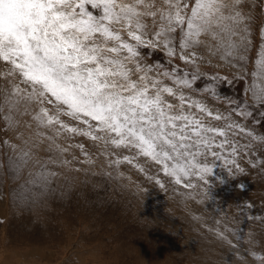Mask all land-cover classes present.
<instances>
[{"label": "snow or ice", "instance_id": "1", "mask_svg": "<svg viewBox=\"0 0 264 264\" xmlns=\"http://www.w3.org/2000/svg\"><path fill=\"white\" fill-rule=\"evenodd\" d=\"M214 60L245 82L239 98L219 91L227 76L201 85L200 65ZM249 122L264 124V0H0V169L27 192L95 165L73 143L84 137L115 178L128 164L195 201L264 172V133Z\"/></svg>", "mask_w": 264, "mask_h": 264}, {"label": "rangeland", "instance_id": "2", "mask_svg": "<svg viewBox=\"0 0 264 264\" xmlns=\"http://www.w3.org/2000/svg\"><path fill=\"white\" fill-rule=\"evenodd\" d=\"M259 23H260V21L256 22L257 25H259ZM257 36H258V34H254V45H256V47L254 46L252 49L254 52L251 51V53H250L252 62H250L247 65L249 71L254 69V60L256 58L257 51H258L257 48L259 47V43H261L259 36L258 37ZM255 38H257V40H255ZM255 48H256V50H255ZM252 53H253V55H252ZM153 59H163V56L161 54L157 53L153 56ZM217 63H220L219 67L215 66ZM218 68L220 70H218ZM200 70H201V72L207 74L202 79V81L200 82L201 85L208 82V76L213 75V74H219L221 76H227L229 81H231V83L217 82L219 91L222 94L229 96V97H237V98H239L242 95L246 84L243 81L234 79L235 74H236L235 69H232V68L230 69V67L225 66L224 64H222V62H219V61L217 62L214 60L212 64L202 63L200 65ZM249 123H250V126L255 128V131L257 133H264V124H262V125H251V122H249ZM143 161H144L143 158H141V160L139 162L143 163ZM103 162H101V164L99 163L98 165H96L98 163V161H97V163L93 166L96 167V169H97V167H99V165H100L99 168L102 169L103 171H106V170L107 171H109V170L113 171L112 169H107L105 160ZM127 165L128 164H121L118 171L121 172V169L123 168L124 171H128V169H130L131 172H137V170L135 168H133L131 165H128L129 167ZM148 165L155 167V165L146 164L145 165L146 170L150 169L148 167ZM85 167L90 169V166H85ZM156 168L157 167L154 168L155 170H153V169H150V170L151 171L153 170V173H154V171H156ZM1 170H3V169H0V171ZM3 171L6 172L8 179L14 178V176L10 172H7L5 170H3ZM253 172H256V171H253ZM78 174L79 173H75V172L66 173L67 179H65L64 177H61L58 181H56V183L53 185V187L50 191H46L43 194L36 193L35 190H33L32 192H27L26 188L22 187V186H24V183H25L24 179H22V178H14L17 181L19 179V182H17L18 184L15 185V187L10 188L11 185H8L9 195H10L9 196V204H10L11 208H10V210L9 209H7V210L9 212L14 213V215L10 216V218L16 220L18 217V215H16V212H18V211H21V213L23 211H28L27 214H29V216L31 217V219L27 220L26 224H23L24 226L22 224H19V225L14 227V230L18 231L17 232L18 236L16 233H15L16 235L15 234L10 235L11 237H9L10 238L9 242H11V243H9V242L7 243V244H9L8 247H7V245L2 244V245H4L5 248L7 247L9 250L11 249V251H12V248L14 249L13 250L14 252L13 251L9 252V254H10L9 260H10L11 264L12 263L13 264L14 263L15 264H32V263H35V264H61L62 261L60 262V260L62 258H65V261H63L64 262L63 264H82V263H87V264H108L109 263V264H112L111 262H113V261H117V262H113V264H115V263L117 264L123 259H125V260L127 259L125 264H134L138 260V258L134 259L135 255L133 254L132 249L134 246H136L138 244L136 242L138 240H141V239H138V240L136 239L137 238L136 236L138 234H134V232L140 233L141 230L145 229V231L146 232L148 231L147 233H149L148 237L151 238V242L152 243L154 242L155 238L152 237V233L157 228L154 227L155 225H154V223L152 224L151 221H149V220L146 221V219L144 220V217H146V215L141 210L142 207L144 206V204H146V210L149 209L147 202L150 201L151 198H149V197L147 198L143 195V192L145 190L144 191L139 190L136 192L137 188L134 189V188H132V186L128 187V190L126 191V193H127L126 197L131 196V198H130L131 201L127 200L126 202L123 203L122 200L116 202L114 199L110 200V198H109V204H110V206L112 205L110 207L109 205L106 206L101 201V199H103L105 197L104 196V194L106 193L105 190L100 191V189L99 190L96 189V191H95L93 188H88L91 185H100L101 184V183H99L100 176H97L95 174H90V172L87 173L84 171L80 172L79 175ZM123 174H124L123 179L120 178L119 180L116 181V183L119 184L120 180L123 183H125V182L129 183L128 179H127V177H129L128 174H127V176H126L125 172H123ZM139 174H140V172H139ZM257 174L259 175V177L257 176ZM99 175H102V172H100ZM103 176H107V175L103 174ZM254 176H256L257 183H259L261 186H264V172H261V171L258 172V170H257V173H255ZM261 176H262V178H261ZM115 177H116V171H113L112 177H108V178H111L113 180ZM142 177L147 182V184H146L147 187H146V185L143 186L147 190L146 193H148V192H155L156 193V195H153V197H154L153 198V210L154 211L150 212V214L152 215L151 216L152 219H154L153 216L160 218L159 223L157 225L159 227H161V229H164V227H167V226H169V228H172L173 227L172 226L173 224L171 223L172 220L169 218L174 217L176 219V221L180 220V218H178L177 216H170V215H172V209H176L178 207V209L180 208L182 211H184V214L186 215V219L184 218L182 220L183 222H181V223L186 224V233H187L186 234L187 237H186L184 234H183V236L176 234L177 232H175L173 229H172V232L165 230V232H167V234L164 235V237H163L164 246L162 245L164 250H160V251H158V253H155L158 258L153 257L152 255L154 252H156V250H153L152 245L150 246L151 248L148 245H145V251H141V253H140V258L142 259V257H143L144 264H149V263L150 264H170L171 262L181 263L180 259L171 255V253L175 254V249L180 248V247L184 251L187 259L189 257L188 262L194 260L195 264H205V263L206 264H231V260L229 259L228 256L230 255L229 253H230L232 247H233V250L235 251V252L233 251V253H234L233 255H235V257L238 253L240 254L239 250H241V249L246 250L244 252H246V253L248 252L250 254L252 252V250H254V248H256L258 250V248L262 247L254 239L250 240V238L246 236V235H248L247 234L248 230L246 231V229H244V228H246V226H247V229L250 230L252 228V226L255 225L254 223H251L249 218L242 220V222H241L242 226H240V224H239V226L235 224V225H233L234 226V228H233L231 223H227L226 224L227 227H226V225H225L226 222L224 221L223 216L220 214V209L218 207H216L214 201H213L214 204L213 203L211 204V201H210V203H209V201L206 202V200H204L202 198L203 195L200 192L197 195L198 199L195 200L196 203H193L194 206L202 209L200 211V213L197 214L193 211H190V210L188 211L184 208L185 206L186 207L188 206L189 202L184 201L183 199H180L181 201L178 203L174 202L178 198V196L181 195V194H178L179 192H176V191L174 192L173 190L169 189L170 186H168V187L166 186L165 188H161V187H159V185H157V184L155 185L154 182H151L148 179H146L144 174H141L140 179H143ZM160 178H163V175H161ZM134 182H136V184H135L136 187H139L138 186L139 183H137V181L135 179H134ZM58 184H60V185L58 186ZM148 185H149V187H148ZM66 186H68V188ZM117 186L118 185H114L112 188H114L116 191H118ZM78 187H81V188H78ZM57 188H59V189H57ZM107 188L111 189L109 186H107ZM1 190L3 191V184L0 181V191ZM133 191L136 193L134 194ZM241 191L242 192L246 191L248 193V195H252V193H253L251 191L245 190L244 188L241 189ZM140 192H142V193L140 194ZM56 195H57V197H56ZM137 195H138V197H137ZM166 195H167V197H166ZM199 196H201V197H199ZM256 198L259 199L257 194H256ZM145 199H146V201H145ZM192 201L193 200H191L190 202H192ZM197 201H202V202L204 201V202L202 203V202H197ZM205 204H206V206H205ZM210 204H211V206H210ZM115 205H118V206L124 205V212L126 213L125 214L126 219H128L129 215L136 216L135 217L136 220H138V218H139L142 221L141 222L139 220L141 222L140 226L136 225V223H138L137 221L131 222L130 220H126L127 222L125 221V224H123L124 222H122V220L120 218H118L119 221H114V219L111 218L112 212L110 211V209ZM139 206L141 207L140 209H139ZM212 206H214V207H212ZM79 209H81V210H79ZM168 209H169V211H167ZM211 209H212L211 214H214L213 216L210 214ZM215 209H217V212ZM136 210L138 211V215H136V212H135ZM29 211H30V213H29ZM119 211H120V207L116 208L115 212L118 213ZM205 212H209V214H210L209 216L213 217V220L210 221L208 219H205V215H204ZM110 213H111V215H110ZM159 213L162 214L163 217L161 215H159ZM22 214H21V218H23ZM216 216H217V218H216ZM187 217L189 219V223L187 221ZM163 219H164V221H163ZM216 220L219 221L220 223H217ZM161 221H163V222H161ZM154 222H155V220H154ZM134 224H135V226H133L131 228V225H134ZM178 225L181 226L180 223H178ZM194 225L198 226L199 229L197 231L194 229V228H197ZM212 225H214V227H212ZM84 226L87 227V229ZM153 227H154V229H153ZM23 228H25V231H21ZM80 228H82V229H80ZM131 229H133L134 231ZM14 230H10V233L13 232ZM103 230H104V232H103ZM159 230L160 229H158V232L161 233V231H159ZM241 230L242 231L244 230L242 233H243V235H245V237L240 235L239 231H241ZM203 231H205V238L203 236H201ZM218 231H223L225 236L227 237V239L221 238L217 234ZM106 232H108V234ZM24 233L29 234V237L24 236L25 235ZM120 234L122 235V237ZM103 235L106 238H104ZM117 235H118V239H117ZM15 236H17L18 238L20 237V239L18 240V238ZM42 236H51L53 239L51 238L52 241L49 242V240L48 241L45 240ZM177 236H179L180 238H178ZM1 237H2V235H0V242H1ZM127 237L130 239H128ZM122 238L124 240H122ZM184 238L187 239V241H185ZM14 239L15 240L17 239L18 244L17 243L14 244L15 243ZM125 239H127V240H125ZM131 239H134V241L130 242L129 240H131ZM103 240H105V241L103 242ZM229 240L232 242L231 245L228 242ZM27 241L29 242V244ZM30 241H31V244H30ZM58 241H59V243H58ZM91 241H93V242H91ZM242 241L244 242V244ZM250 241H252L253 243L256 242V245L250 244V243H252ZM24 242H26V243H24ZM51 242L54 244L50 245ZM245 242H247V243H245ZM20 243H21V245H19ZM143 243H144V241L141 242V244H143ZM154 243H156V241ZM108 244H110V245H108ZM2 245H0V249H2V250H0V252L3 251V248L1 247ZM88 245H89V247H88ZM251 245H253V246H251ZM17 246H19V247H17ZM137 246H136V248H137ZM246 246H248V248ZM120 247H121V250H120ZM225 247H226V250H228V251L225 253V254H227V256L224 257L223 251H224ZM18 248H20V249H18ZM108 248H110V249H108ZM111 249L114 252H112ZM261 249H262L263 253L262 252L260 253V250H258V251L254 250V251L257 252L258 254H264V248H261ZM91 250H92V252H91ZM118 250L121 252L119 253ZM129 250H130V252H129ZM78 251H80V253H77ZM215 251H216V253H215ZM43 252L46 254V256L43 257V259L40 257L43 260L42 261V260H39L38 257ZM82 252L85 254H82ZM236 252H238V253H236ZM64 253H67V254L64 255ZM90 253H92V254H90ZM97 253L98 254L100 253L99 256H101V255H103V256H101L100 259H98L99 256ZM200 253H201V255H200ZM218 253H221V254H218ZM16 254H17V256H16ZM96 254H97V257H96ZM108 254H110V255H108ZM175 255H177V254H175ZM82 256H83L84 260H82ZM85 256H87L88 258L87 257L84 258ZM48 257H50V258H48ZM123 257H125V258H123ZM80 258H81V260H80ZM181 258L185 259L184 257H181ZM250 258H252L254 264H260V262L255 260L252 256H250ZM241 260L242 259H240V261ZM183 262L187 263V261H183Z\"/></svg>", "mask_w": 264, "mask_h": 264}, {"label": "bare ground", "instance_id": "3", "mask_svg": "<svg viewBox=\"0 0 264 264\" xmlns=\"http://www.w3.org/2000/svg\"><path fill=\"white\" fill-rule=\"evenodd\" d=\"M259 21V20H258ZM257 21V22H258ZM258 25L256 24V25H254V28H256ZM258 37V36H257ZM255 40H257V38H255ZM260 44V43H259ZM255 47H256V45H254ZM258 49V48H257ZM255 50H256V48H255ZM253 51V50H252ZM254 52V51H253ZM252 55H253V53H252ZM218 62V61H217ZM220 64V63H219ZM223 64V63H222ZM214 68V67H213ZM215 69V68H214ZM217 69V68H216ZM227 69V68H226ZM231 69V68H230ZM218 70H220L219 68H218ZM225 70V69H224ZM226 71V70H225ZM75 142H83L85 145H86V148L93 154V158L94 159H96L97 161H98V163L96 164V165H98L99 163L101 164V162H103L104 160H105V158L104 157H102V156H100L99 155V152H98V150H97V148L96 147H94L93 146V143L90 141V140H88V139H86V138H84V137H77L76 138V140L75 141H73V143H75ZM74 151H76L77 152V154H79V152H78V150H75L74 149ZM104 163V162H103ZM143 163H144V161H143ZM128 166V165H127ZM99 167H100V165H99ZM99 167H97V169H96V167H94V166H90V169L87 171V173H89L90 172V174H95V175H97V176H100V178H99V183H101L100 185H91V186H89L88 188H93L95 191H96V189L97 190H99L100 189V191L101 190H105L106 191V193L104 194V198L103 199H101V201L106 205V206H110V204H109V198H110V200H115L116 202H118V201H121L122 200V202L124 203V202H126L127 200L128 201H131L130 200V198H131V196H127L126 197V191L128 190V187H131L132 186V188H137V190H136V192L137 191H144V187L143 186H145L146 184H147V182L144 180V178L143 179H140V176H141V174L142 173H140L139 174V172L137 171V172H131L130 171V169H128V171H124L123 170V168L121 169V172L123 173V172H125V174H126V176H127V174H128V176L131 178L130 180L128 179V177H127V179H128V182L129 183H123L121 180H120V183L118 184V183H116V181L117 180H119V179H117V178H114L113 180L111 179V178H108L107 176H103V174L105 173V171H103L102 169H100ZM129 167V166H128ZM146 167V166H145ZM148 167L150 168V169H153V170H155L154 168L155 167H157V166H150V165H148ZM149 170V169H148ZM153 170L151 171L152 173H153ZM109 171H111V170H109ZM100 172H102V175H99V173ZM131 172V173H130ZM155 172V171H154ZM259 172V171H258ZM76 173V172H75ZM255 173H257V171L256 172H253V171H249L246 175H243V176H239V178H238V180H231V179H229V182L227 183V184H220L219 182H216V183H214V185L212 186V188H211V190H210V192L207 194V195H204V193L203 192H200L199 190H198V192H200L203 196H202V198L204 199V200H206V202H208L209 201V203H210V201H211V204L213 203V201H214V203H215V205H216V207H218L219 209H220V214L223 216V218H224V221L226 222L225 223V225L227 224V223H231L232 224V226L233 225H238L239 226V224H240V226H242L241 224V222H242V220L243 219H250V221H251V223H254L255 225L254 226H252V228L249 230V229H247V226H246V228H244V229H246V231L248 230V235H246L247 237H249L250 238V240H255L258 244H260L262 247L261 248H264V219H261V217H264V186H261L259 183H257V179H256V176H254L255 175ZM80 174V173H79ZM78 174V175H79ZM262 174V173H261ZM162 175V174H161ZM257 176L259 177V175L257 174ZM72 177V176H71ZM257 177V178H258ZM73 178V177H72ZM261 178H262V176H261ZM123 179V178H122ZM134 179L137 181V183H139V187H136V182H134ZM162 180H163V182L165 183V185L168 187V186H170V188L169 189H171V190H173L174 192L176 191V192H179L178 194H180L181 192H184L185 190L184 189H177V186H175L174 184H172V183H170L169 182V178L168 177H165V176H163V178H161ZM260 179V178H259ZM71 180V179H70ZM79 180V179H78ZM262 180V179H261ZM0 181H1V183L3 184V191L1 192L0 191V235H2V237H1V242H0V245H2V244H4V245H7V247L9 246V244H7L8 242H9V237H11L10 235L11 234H17V232L18 231H15L14 230V227L15 226H17V225H19V224H26L27 223V220H29V219H31V217L29 216V214H27L28 213V211H23L22 213H21V211H18V212H16V215H18V217H17V219L15 220V219H12V218H10V216H13L14 215V213L13 212H9L7 209H9L10 210V208H11V206H10V204H9V188H8V185H11L10 186V188H12V187H15V185H17L18 183L17 182H19V179H18V181L16 180V179H8V176H7V174H6V172H4L3 170H1L0 171ZM114 181V182H113ZM66 182V181H65ZM152 182V181H151ZM240 182H243V184L245 185V187H244V189L245 190H248V191H251V192H253L252 193V195H248V193L246 192V191H244V192H242L241 191V188L238 186L239 185V183ZM58 183V182H57ZM69 183V182H68ZM61 184V183H60ZM60 184H58V186L60 185ZM67 184V183H66ZM77 184V183H76ZM81 184V183H80ZM65 185V184H64ZM71 185V184H70ZM114 185H118L117 186V189H118V191H116L114 188H112ZM156 185V184H155ZM107 186H109L111 189H108L107 188ZM2 187V186H1ZM57 187V186H56ZM67 188H68V186H66ZM77 187V186H76ZM146 187H147V185H146ZM148 187H149V185H148ZM78 188H81V187H78ZM57 189H59V188H57ZM148 189V188H147ZM136 192H134L133 191V193L135 194ZM142 192H140V194H141ZM46 194V193H45ZM57 194V193H56ZM77 194V193H76ZM85 194V193H84ZM250 194V193H249ZM256 194L258 195V197H259V199L258 198H256ZM88 195V194H87ZM143 195L145 196V197H149V198H151L150 199V201H148L147 203H148V206H149V209L148 210H146V204H144V206L142 207V212L146 215V217H144V220L146 219V221L147 220H149V221H151L152 222V224L154 223V227H156L157 229H155V231L152 233V237L153 238H155L154 239V242L156 241V243H152L151 242V238L150 237H148V235H149V233H147L146 231H145V229L144 230H139L140 231V233H137V232H134V234H138L135 238L138 240V239H141V240H138L136 243H138L136 246H137V248H136V246H134L133 247V254L135 255V257H134V259L135 258H138V260L134 263V264H144V259H143V257H142V259L140 258V253H141V251H145V245H148L149 247L152 245L153 246V250H156V252H154L153 253V257H157V255L155 254V253H158V251H160V250H164L163 249V247H162V245L164 246V244H163V237H164V235H166L167 234V232H165V230L166 231H169V232H172V229L175 231V232H177L176 234H178V235H180V236H183V234L187 237V233H186V224L184 223H181V222H183L182 220L185 218L186 219V215L184 214V211H182L180 208L178 209V207L176 208V209H172V215H170V216H177L178 218H180V220H178V221H176V219L174 218V217H171V218H169V219H171L170 221H171V223L173 224L172 226V228H169V226H167V227H164V229H161V227H159L157 224L159 223V219L160 218H158V217H155V216H153L154 217V219H152V215L150 214V212H153L154 210H153V195H156V193L155 192H148V193H146V191H144L143 192ZM170 196V195H169ZM56 197H57V195H56ZM137 197H138V195H137ZM158 197V196H157ZM166 197H167V195H166ZM186 197V198H185ZM199 197H201V196H199ZM40 198V197H39ZM201 198V199H202ZM59 199V198H58ZM178 199V200H177ZM174 202H176V203H178V202H180L181 200L180 199H183L184 201H187V202H189L188 203V206L186 207H184L186 210H190V211H193V212H195V213H200V211L202 210V209H200V208H198V207H196V206H194L193 205V203H196V201H192V202H190L191 201V199L189 200V198H187V196L186 195H179L178 196V198H177ZM198 199V198H197ZM200 199V198H199ZM136 200V199H135ZM157 200V199H156ZM14 201V200H13ZM81 201V200H80ZM134 201V200H133ZM145 201H146V199H145ZM155 201V200H154ZM159 202V201H158ZM204 202V201H203ZM202 202V203H203ZM205 202V203H206ZM51 203V202H50ZM213 203V204H214ZM135 204V203H134ZM133 204V205H134ZM143 204V203H142ZM141 204V205H142ZM211 204H210V206H211ZM247 204H252V205H254V207H252V208H247V207H245V205H247ZM174 205V204H173ZM209 205V204H208ZM49 206V205H48ZM112 206V205H111ZM110 206V207H111ZM205 206H206V204H205ZM120 207V211L117 213V212H115V210H116V208H119ZM212 207H214V206H212ZM141 207L139 206V209H140ZM214 209V208H213ZM218 209V210H219ZM241 209H243V211H241ZM25 210V209H24ZM79 210H81V209H79ZM166 210V209H165ZM216 210V212H217V209H215ZM87 211V210H86ZM110 211L112 212V216H111V218L112 219H114V221H119L118 220V218H120L121 220H122V222H124L123 224H125V221L126 220H130L131 222L133 221V222H138V223H136V225L137 226H140V223L142 222L139 218H138V220H136L135 219V217L136 216H132V215H129L128 216V219H126V217H125V212H124V205H122V206H118V205H115V206H113L111 209H110ZM167 211H169V209L167 210ZM166 211V212H167ZM34 212V211H33ZM136 212V215H138V211L136 210L135 211ZM211 212H212V209H211V211H210V214H211ZM13 213V214H12ZM29 213H30V211H29ZM43 213V212H42ZM79 213V212H78ZM85 213V212H84ZM169 213V212H168ZM21 214H22V217L23 218H21ZM80 214V213H79ZM87 214V213H86ZM116 214V215H115ZM209 212H205V219H208V220H213V217H210L209 215ZM219 214V213H218ZM20 215V216H19ZM88 215V214H87ZM110 215H111V213H110ZM157 215V214H156ZM159 215H161L162 217H163V215L162 214H160L159 213ZM212 216L214 215V214H211ZM29 216V217H28ZM215 217V216H214ZM63 218V217H62ZM72 218V217H71ZM74 218V217H73ZM216 218H217V216H216ZM38 219V218H37ZM75 219V218H74ZM90 219V218H89ZM162 219V218H161ZM219 219V218H218ZM76 220V219H75ZM141 222H140V221ZM154 220H155V222H154ZM24 221V222H23ZM47 221V220H46ZM60 221V220H59ZM103 221V220H102ZM106 221V220H105ZM145 221V222H146ZM163 221H164V219H163ZM163 221H161V222H163ZM187 221H188V223H189V219H188V217H187ZM217 221V220H216ZM82 222V221H81ZM127 222V221H126ZM239 222V223H238ZM32 223V222H31ZM106 223V222H105ZM178 223H180L181 224V226H179L178 225ZM29 224V223H28ZM33 224V223H32ZM80 224V223H79ZM133 224V223H132ZM81 225V224H80ZM85 225V224H84ZM105 225V224H104ZM24 226V225H23ZM78 226V225H77ZM133 226H135V224L134 225H131V228L133 227ZM164 226V225H163ZM162 226V227H163ZM194 226H196V225H194ZM208 226V225H207ZM85 227V226H84ZM152 227V226H151ZM154 227H153V229H154ZM197 228H194L196 231L199 229L198 228V226H196ZM212 227H214V225H212ZM250 227V226H249ZM86 229H87V227H85ZM233 228H234V226H233ZM31 229V228H30ZM60 229V228H59ZM80 229H82V228H80ZM99 229V228H98ZM108 229V228H107ZM111 229V228H110ZM158 229H160L159 231H161V233H159L158 232ZM219 229V228H218ZM227 229V228H226ZM237 229V228H236ZM242 229V228H241ZM10 230H14L13 232H11L10 233ZM17 230V229H16ZM131 230H133V229H131ZM150 230V229H149ZM228 230V229H227ZM21 231H25V228H23ZM30 231V230H29ZM77 231V230H76ZM79 231V230H78ZM88 231V230H87ZM134 231V230H133ZM144 231V232H143ZM153 231V230H152ZM234 231V230H233ZM244 231V230H243ZM242 230L241 231H239L240 232V235L241 236H243V237H245V235H243V232ZM20 232V231H19ZM103 232H104V230H103ZM109 232V231H108ZM108 232H106L107 234H108ZM123 232V231H122ZM127 232V231H126ZM68 233V232H67ZM111 233V232H110ZM109 233V234H110ZM120 233V232H119ZM215 233V232H214ZM15 234V235H16ZM25 235L24 236H27V237H29V234H26V233H24ZM85 234V233H84ZM91 234V233H90ZM112 234V233H111ZM125 234V233H124ZM236 234V233H235ZM61 235V234H60ZM121 235V234H120ZM126 235V234H125ZM163 235V236H162ZM13 236V235H12ZM17 236H18V234H17ZM17 236H15V237H17ZM20 236V235H19ZM58 236V235H57ZM76 236V235H75ZM104 236V235H103ZM201 236H203L204 238H205V231H203V233L201 234ZM258 236V237H257ZM45 240H49V242L50 241H52L51 240V236H42ZM55 237V236H54ZM62 237V236H61ZM121 237H122V235H121ZM178 238H180L179 236H177ZM18 238V237H17ZM23 238V237H22ZM60 238V237H59ZM66 238V237H65ZM64 238V239H65ZM75 238V237H74ZM104 238H106L105 236H104ZM110 238V237H109ZM128 238V237H127ZM132 238V237H131ZM134 238V239H135ZM212 238V237H211ZM217 238V237H216ZM215 238V239H216ZM240 238V237H239ZM20 239V237L18 238V240ZM25 239V238H24ZM53 239V238H52ZM55 239V238H54ZM69 239V238H68ZM117 239H118V235H117ZM120 239V238H119ZM128 239H130V238H128ZM134 239H131V240H129L130 242H132V241H134ZM185 239V238H184ZM22 240V239H21ZM20 240V241H21ZM106 240V239H105ZM105 240H103V242L105 241ZM109 240V239H108ZM122 240H124L123 238H122ZM125 240H127V239H125ZM245 240V239H244ZM14 241H15V243L14 244H16L17 243V239L15 240L14 239ZM46 241V242H47ZM113 241V240H112ZM115 241V240H114ZM142 241H144V243L143 244H141V242ZM185 241H187V239H185ZM217 241V240H216ZM28 242V241H27ZM56 242V241H55ZM91 242H93V241H91ZM117 242V241H116ZM243 242V241H242ZM250 242H252V241H250ZM256 242H252V243H250V244H253V245H256ZM9 243H11V242H9ZM24 243H26V242H24ZM58 243H59V241H58ZM90 243V242H89ZM110 243V242H109ZM112 243V242H111ZM190 243V242H189ZM222 243V242H221ZM245 243H247V242H245ZM18 244V243H17ZM28 244H29V242H28ZM30 244H31V241H30ZM54 243H50V245H53ZM95 244V243H94ZM113 244V243H112ZM115 244V243H114ZM211 244V243H210ZM243 244H244V242H243ZM4 245H2L1 247L3 248V251L2 252H0V264H11V262H10V260H9V252L11 251V249L9 250L7 247L5 248L4 247ZM19 245H21V243L19 244ZM24 245V244H23ZM38 245V244H37ZM108 245H110V244H108ZM119 245V244H118ZM121 245V244H120ZM124 245V244H123ZM128 245V244H127ZM132 245V244H131ZM231 245V244H230ZM248 245V244H247ZM253 245H251V246H253ZM15 246V245H14ZM78 246V245H77ZM86 246V245H85ZM103 246V245H102ZM218 246V245H217ZM227 246V245H226ZM259 246V245H258ZM17 247H19V246H17ZM16 247V248H17ZM52 247V246H51ZM56 247V246H55ZM88 247H89V245H88ZM95 247V246H94ZM119 247V246H118ZM126 247V246H125ZM230 247V246H229ZM232 247V246H231ZM238 247V246H237ZM247 248H248V246H246ZM256 247V246H255ZM11 248V247H10ZM21 248V247H20ZM20 248H18V249H20ZM75 248V247H74ZM115 248V247H114ZM151 248V247H150ZM261 248H258V250H260V253L262 252V249ZM7 249V250H6ZM64 249V248H63ZM90 249V248H89ZM104 249V248H103ZM108 249H110V248H108ZM123 249V248H122ZM201 249V248H200ZM199 249V250H200ZM221 249V248H220ZM0 250H2V249H0ZM14 249L12 248V251H13ZM116 250V249H115ZM120 250H121V247H120ZM219 250V249H218ZM249 250V249H248ZM254 250H257L256 248H254ZM254 250H252V251H254ZM257 250V251H258ZM8 251V252H7ZM11 251V252H12ZM16 251V250H15ZM111 251L112 252H114L112 249H111ZM110 251V252H111ZM119 251V250H118ZM123 251V250H122ZM211 251V250H210ZM228 250H226V247L224 248V251H223V256L225 257V256H227V254H225L226 252H227ZM233 247H232V249H231V251H230V255L228 256L229 257V259L231 260V264H254L253 263V260H252V258H250V254L247 252H244V251H246V250H243V249H241V250H239L240 251V254L238 253V252H236V253H238L237 255H236V257H235V255H233L234 253H233ZM14 252V251H13ZM70 252V251H69ZM85 252V251H84ZM91 252H92V250H91ZM107 252V251H106ZM105 252V253H106ZM111 252V253H112ZM116 252V251H115ZM121 251H119V253H120ZM126 252V251H125ZM129 252H130V250H129ZM214 252V251H213ZM235 252V251H234ZM250 252V251H249ZM44 253V252H43ZM41 254L39 257H38V259L39 260H42L43 259V257H45L46 256V254L44 253V254ZM77 253H80V251H78ZM96 253V252H95ZM171 253V252H170ZM202 253V252H201ZM201 253H200V255H201ZM211 253V252H210ZM215 253H216V251H215ZM263 253V252H262ZM65 254H67V253H64V255ZM82 254H85V253H83L82 252ZM90 254H92V253H90ZM98 254V253H97ZM97 254H96V257H97ZM115 254V253H114ZM118 254V253H117ZM175 254H177V255H175ZM175 254H172L171 253V255L172 256H174V257H176V258H178V259H180L181 260V263H177V262H171L170 264H195V261L193 260V261H190V262H188V259H189V257H188V259H187V257H186V255H185V253H184V251L182 250V248L180 247V248H177V249H175ZM203 254V253H202ZM218 254H221V253H218ZM12 255V254H11ZM14 255V254H13ZM100 255V253L98 254V256ZM107 255V254H106ZM108 255H110V254H108ZM112 255V254H111ZM119 255V254H118ZM122 255V254H121ZM16 256H17V254H16ZM95 256V255H94ZM93 256V257H94ZM101 256H103V255H101ZM101 256H99L98 257V259H100V257ZM113 256V255H112ZM117 256V255H116ZM142 256V255H141ZM184 257L185 259H183V258H181V257ZM42 259H41V258ZM87 256H85L84 258H86ZM92 257V256H91ZM118 257V256H117ZM16 258V257H15ZM48 258H50V257H48ZM88 258V257H87ZM107 258V257H106ZM113 258V257H112ZM120 258V257H119ZM118 258V259H119ZM123 258H125V257H123ZM140 258V259H139ZM158 258V257H157ZM47 259V258H46ZM90 259V258H89ZM108 259V258H107ZM110 259V258H109ZM240 259H242L241 261H240ZM80 260H81V258H80ZM82 260H84L83 259V256H82ZM104 260V259H103ZM127 260V259H126ZM126 260L125 259H123V260H121L119 263H117V264H125V262H126ZM129 260V259H128ZM149 260V259H148ZM43 261V260H42ZM62 261V262H61ZM63 261H65V258H62L61 260H60V262H61V264H63L64 262ZM93 261V260H92ZM91 261V262H92ZM183 261H187V263H185V262H183ZM229 261V260H228ZM87 262V261H86ZM96 262V261H95ZM104 262V261H103ZM107 262V261H106ZM113 262H117V261H113ZM113 262H111L112 264H113ZM205 262V261H204ZM101 263V262H100ZM108 263V262H107ZM149 263V262H148ZM154 263V262H153ZM13 264V263H12ZM15 264V263H14ZM32 264H35V263H32ZM82 264H87V263H82ZM109 264V263H108ZM116 264V263H115ZM150 264V263H149ZM206 264V263H205Z\"/></svg>", "mask_w": 264, "mask_h": 264}]
</instances>
